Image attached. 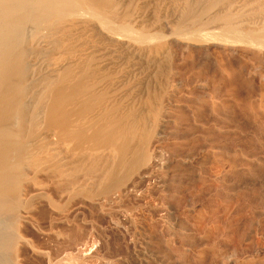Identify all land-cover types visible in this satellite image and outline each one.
<instances>
[{"label":"rangeland","instance_id":"374dc122","mask_svg":"<svg viewBox=\"0 0 264 264\" xmlns=\"http://www.w3.org/2000/svg\"><path fill=\"white\" fill-rule=\"evenodd\" d=\"M209 1V15L231 10L236 25L232 22L230 29L237 27L247 42L261 35L262 42L224 45L210 39L224 26L208 25L207 14L180 25V5L186 0L117 1L118 11H124L118 14L128 16L129 27H141L139 33L132 28L144 37L151 33L152 40L146 46L140 43L138 50L126 38L115 45L111 39L110 47L108 40L101 43L108 53L121 52L112 57H121L115 63L124 71L119 73L118 65L100 71L108 76L109 70L112 81L116 73L122 75L113 81L110 98L133 115H143L149 124L155 108L151 129L160 133L153 137L150 130L148 161L118 188L98 190L112 155L106 147L83 151L84 169L75 179L84 193L73 190L74 182L68 185L71 192L49 172H39L35 183L28 179L24 189L30 188L22 192L26 196H21L13 227L18 242L8 264H264V8L260 0H231L234 6L228 7ZM256 3L262 5L258 12ZM120 14L114 24L118 19L120 25L126 23ZM151 46L156 51L149 53ZM50 150L63 158L71 155L66 147ZM154 156L166 167L150 169ZM60 182L66 189H60ZM43 185L40 198L29 195Z\"/></svg>","mask_w":264,"mask_h":264},{"label":"bare ground","instance_id":"6f19581e","mask_svg":"<svg viewBox=\"0 0 264 264\" xmlns=\"http://www.w3.org/2000/svg\"><path fill=\"white\" fill-rule=\"evenodd\" d=\"M117 1L120 0H0V264H8L11 261L9 259L11 247L18 242L13 227L21 212L20 207L22 208L23 205L21 204V196L24 194L22 192L25 189L27 192V189L30 188L24 189L28 179L35 183L34 179L39 172H49L51 175L49 176H53L52 179L55 177L56 182L61 179L62 184L67 187H69V182H74L76 185L73 184V190L76 188V193H84L86 191L78 185L80 181L77 184L75 179L80 173L79 171L84 169L82 158L85 152L83 154V151L88 148L90 151H95L106 147L111 150L112 155L111 159H106V166L104 165V170L102 168L104 173L98 182L100 184L98 190L103 192L121 186L140 166L142 167L148 161L147 143L152 133L150 130H153L151 124L154 123L156 110L155 108L151 109L148 124L145 121L146 117L138 114L133 115L131 110L129 111L128 108L115 102L117 99L114 96H112L114 98H110L114 94L111 88L115 85L113 81L115 78L118 80L124 69L121 71L119 63H115L121 57H116L117 59L112 57V54H119L120 51L114 53L115 50L110 54L105 51L106 45L101 43L108 40L106 44L111 46L109 41L112 43L114 41L111 39H116V42L113 43L115 45L120 39L125 40L124 38H126L125 41L128 45L137 49L136 47L142 42L145 43V46L148 45L147 41L152 40L148 36L152 34L148 33L147 37L141 36L137 30V28L140 30L141 27L133 26L132 23V27H135L134 29L138 32L135 33L133 28L129 27L128 16L127 18L124 15L122 17L121 14L124 11L117 9V3L121 5L122 1ZM186 1L180 5L181 9L179 7L180 15L177 19L180 25L193 22V20L198 22L196 19H200V17H208L206 23L217 22L215 24H222L221 27L224 26L223 29H225L216 25L218 28H215L220 31L211 34L210 39H217L224 45H229L237 40L248 43L253 39H248L247 42L246 37L237 34L240 30L234 27L236 24L231 20L233 16V13L232 16L230 14L231 10L209 15V0ZM250 1L249 5L253 4L255 0L251 4ZM261 1L260 4H263L261 7L264 8V2ZM216 2L220 3L221 7L234 6V4H230L231 0H216ZM243 2L241 4L244 6ZM258 4L256 3L255 6L257 8L254 7L257 12L261 8ZM211 7L214 8V4ZM118 12H122L119 13L121 18L128 22H122L123 25H120L122 19H118L119 24H114L115 18L119 15ZM250 12L251 10L249 16L252 17ZM260 12L264 13L261 10ZM126 13L125 15L128 14ZM205 14L208 16L205 17ZM234 14L238 15L239 13L234 12ZM256 21H253L254 24L256 23L257 27L260 26V22ZM259 21L261 20L259 19ZM203 22L205 25L204 20ZM232 22L235 24L232 27L236 30H233L232 27L230 29ZM208 25L211 26V23ZM87 27H90L89 31H86ZM200 27L206 26L200 25ZM179 30L181 31V29ZM247 30L250 31V28ZM194 33L193 31L192 35H195L193 37L196 38L198 34ZM240 34L242 33L240 32ZM261 34L264 36V32ZM192 35L189 36L192 37ZM204 35L207 39L209 38L206 36L207 33ZM254 39L256 40L255 37ZM259 39L256 40V45L257 41H261ZM190 40L193 41L192 38ZM153 41L155 42V40ZM197 41L202 42V39ZM152 42L151 44H153ZM152 48L154 47H149L151 49L149 53L154 50ZM123 56L125 59V55ZM133 64L136 65L135 62ZM108 65L116 68L119 66V73L121 72V74L114 75L113 81L108 78V76L111 77L109 70H107L108 76L105 74L106 70L104 72L101 70L103 73L100 71V69L109 68ZM135 68L138 69V67ZM113 70L111 69V72ZM128 72L126 73L129 75ZM114 88L116 87L114 86ZM110 92L112 93L110 94ZM109 98L114 102L112 101V103ZM159 130L155 134L153 130L152 136H157L160 133ZM50 147H66L67 152L71 155L63 158L50 150ZM78 163L80 164L78 165ZM149 163V168H153V170L166 167V163L160 156L152 157ZM94 165L90 166L94 168ZM30 172L32 175L28 176ZM32 181L31 185L34 184ZM40 182V185L42 182L45 183V181ZM61 182L60 186L58 184L60 189L64 186L61 185ZM44 185L46 186L47 183ZM44 185L32 188V191H29L30 194H26L32 198L35 195L40 198L42 195H39L45 190ZM59 194H61L60 191ZM24 196L26 195L24 194Z\"/></svg>","mask_w":264,"mask_h":264}]
</instances>
